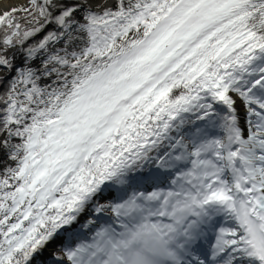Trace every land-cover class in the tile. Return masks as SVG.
Masks as SVG:
<instances>
[{
  "label": "snow or ice",
  "instance_id": "obj_1",
  "mask_svg": "<svg viewBox=\"0 0 264 264\" xmlns=\"http://www.w3.org/2000/svg\"><path fill=\"white\" fill-rule=\"evenodd\" d=\"M5 4L0 264H264V0Z\"/></svg>",
  "mask_w": 264,
  "mask_h": 264
},
{
  "label": "bare ground",
  "instance_id": "obj_2",
  "mask_svg": "<svg viewBox=\"0 0 264 264\" xmlns=\"http://www.w3.org/2000/svg\"><path fill=\"white\" fill-rule=\"evenodd\" d=\"M26 0H6V4L5 6H7V3H25ZM51 248V247H50ZM50 248L48 250L45 251V257L47 256V254L50 252Z\"/></svg>",
  "mask_w": 264,
  "mask_h": 264
},
{
  "label": "trees",
  "instance_id": "obj_3",
  "mask_svg": "<svg viewBox=\"0 0 264 264\" xmlns=\"http://www.w3.org/2000/svg\"><path fill=\"white\" fill-rule=\"evenodd\" d=\"M0 91H2V89H0ZM110 215H111V214L109 213V215H108L107 217H105V218L107 219L108 217H110ZM90 235H91V233L88 234V236H90ZM88 236H87V237H88ZM74 243H75V241L73 242V244H74Z\"/></svg>",
  "mask_w": 264,
  "mask_h": 264
},
{
  "label": "rangeland",
  "instance_id": "obj_4",
  "mask_svg": "<svg viewBox=\"0 0 264 264\" xmlns=\"http://www.w3.org/2000/svg\"><path fill=\"white\" fill-rule=\"evenodd\" d=\"M50 252H51V248H50ZM50 252H49V253H50ZM49 253H48L47 255H49Z\"/></svg>",
  "mask_w": 264,
  "mask_h": 264
},
{
  "label": "water",
  "instance_id": "obj_5",
  "mask_svg": "<svg viewBox=\"0 0 264 264\" xmlns=\"http://www.w3.org/2000/svg\"><path fill=\"white\" fill-rule=\"evenodd\" d=\"M18 1H19V0H18ZM47 256H48V255H47ZM47 256H46V257H47Z\"/></svg>",
  "mask_w": 264,
  "mask_h": 264
}]
</instances>
